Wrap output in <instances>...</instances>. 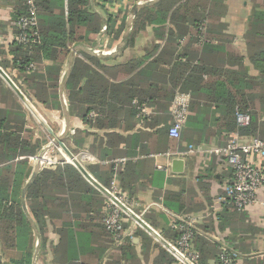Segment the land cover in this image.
<instances>
[{
    "label": "crops",
    "instance_id": "1",
    "mask_svg": "<svg viewBox=\"0 0 264 264\" xmlns=\"http://www.w3.org/2000/svg\"><path fill=\"white\" fill-rule=\"evenodd\" d=\"M22 1L0 0V61L8 60V63L5 62V70L0 68L18 89V86L24 88L25 93L19 90L38 117L20 100L1 76L0 112L13 113L14 110L9 108L7 102L13 98L9 92L11 91L16 96V103L19 104L25 115L24 127L32 131L31 142L42 144L43 140L39 136L41 133L53 138L48 129L39 121L42 119L55 135H62V141L69 150L77 148L78 151H86L96 157V162L87 163L83 167L103 187H105L103 182L107 184L111 182L110 173L104 166L113 162L123 171L120 186H122L127 201L150 227L159 232L165 241L169 242L163 236V230L168 227L173 228L174 218L186 217L195 220L203 237L219 241L222 243L221 245L229 248H235L238 255L237 264L244 263L242 257L258 255L264 259V208L256 204L243 213L233 211L227 201L225 186L229 169L225 165L224 158L220 155L207 156L197 152H188L183 155L166 154L168 151L186 152L191 146L197 145L206 148L222 146L229 134L232 133L224 132L221 137L209 138V132L203 129L202 138L200 137L201 142L187 143L183 141L175 147L171 145L175 138L169 136L167 132V126L172 119L168 109L169 100L159 94L158 98L154 97L153 100L145 96L147 95L146 90H148L147 85L150 83H153L161 92L171 89L167 72L170 67L161 62L158 64L151 62L161 54L166 60H173L172 48L170 51L162 52L168 37L167 33L171 30L168 20H165L163 24L158 21L150 24L146 21L147 25L144 29L134 31V17H130L133 14L132 9L137 4H144L148 0H91V8L103 16L104 23L95 36L94 43H81L70 48L58 76V99L53 100L50 95H43L37 91L36 85H40L37 82L41 83V80L35 79L28 88L23 82V77L17 73L15 68L11 67L12 54L9 53V46L15 32L13 16L22 6ZM212 1L221 5V9L216 15L218 16L217 22L210 24L212 36L230 35V45L245 57L247 47L244 33L247 20L253 8L263 9L264 3H259L257 0ZM110 8L112 11L109 10ZM64 9H66V0H64ZM133 15L135 16V14ZM55 22V17L48 16L49 24ZM193 23L194 21L188 18L187 24ZM126 31L128 32L127 36ZM117 33L119 34L117 35ZM179 41L180 39H178ZM214 43V45H218L217 48L220 52L226 50V46L223 42L221 44L218 38L214 39ZM213 49V47L204 45L200 49V54L197 53L196 56H200L204 51L206 56L212 55ZM83 50L91 51L93 53L91 55L99 58L98 63L111 68V75H105V77L113 83H118L114 94L116 93L115 97H118L120 102L118 100L110 101L118 111L110 116H105L107 114L103 115L101 112L96 114L91 110L84 118L78 112H70L64 94L65 84L62 92L63 101L61 99L60 87L65 73L69 71L70 74L71 72L74 57H79L84 63L98 70L94 61H89L81 55L80 52ZM191 61L195 63V59ZM50 64L51 62L45 59L41 62L40 69L44 71V68ZM114 65L120 66L121 71L112 68L115 67ZM242 65L248 69L250 74H257L246 57ZM45 82L47 83V80ZM79 85H82V82ZM32 90L45 98L43 102L32 93ZM131 95L141 97L130 101ZM144 96L146 98L143 99ZM205 108L204 105L201 106L202 113L205 112ZM210 110L209 120L212 116L219 115L217 110L213 113V107ZM88 115L93 121H88ZM12 123L11 120L5 121L8 126H11ZM197 129L201 130L199 127ZM191 130L196 129L192 128ZM73 139H75V143H73ZM44 144L40 148L43 149L46 146ZM42 149H39L35 155ZM35 155L27 156L26 163L21 167L24 172H28L27 177L23 179L20 191L21 208L22 188L36 166V161H33ZM119 159H124V161L119 162ZM176 160H180V165L175 164ZM89 165H95L97 169L91 170ZM168 196H174V200H166ZM165 202H168L169 205L167 206ZM181 203H183L182 207ZM98 209L97 218L102 214L101 208L97 207L95 210ZM27 212L30 215L28 209ZM135 225L140 227L138 224ZM63 226L62 229L65 230L66 235L64 243H60L61 236L56 227L46 225L43 243H41V235L38 231L40 235L38 247L34 229L33 236L28 237L27 241L19 242L17 240L14 246L8 249H4L0 244V264H80L81 262L87 264H156L154 260L157 251L153 249L154 246L157 244L168 250L142 227L140 229L153 238L150 248L146 252L141 247L140 238L133 236L131 245L134 252L131 254L125 248L122 251L123 248L116 247L123 241L117 245L114 244L110 241L106 231L102 227L96 226L95 223L82 228V236L86 235L89 243L85 240L79 243L74 239L75 236L73 237V226ZM131 226L132 230L136 229L132 223ZM123 234L124 239L129 235L127 230ZM26 255H30L27 261ZM124 255L127 259L122 257ZM206 264H216V261L211 258L207 260Z\"/></svg>",
    "mask_w": 264,
    "mask_h": 264
},
{
    "label": "trees",
    "instance_id": "2",
    "mask_svg": "<svg viewBox=\"0 0 264 264\" xmlns=\"http://www.w3.org/2000/svg\"><path fill=\"white\" fill-rule=\"evenodd\" d=\"M22 2V6L13 16L15 32L17 31L16 21L26 10L24 0ZM90 2L91 0H66V9H64V0H36L38 38L28 44L12 41L9 46V53L12 54L11 67L23 77V82L28 88L35 79L41 80V83L37 82L40 85H36L38 87L36 90L43 95H50L53 100L58 99V76L70 48L81 43H94V38L104 23L103 16L93 11ZM257 2L264 3V0H257ZM219 9L221 5L212 0H158L150 6L140 8L133 19L134 31L144 29L147 25L146 21L150 24L155 21L163 24L165 20H168L171 25L162 52L170 51L172 48L173 60H166L161 54L151 61L153 64L161 62L170 67L167 72L171 89L161 92L153 83H150L147 85L148 90L145 96L150 100L154 97L158 98V94L161 97H167L168 109H170L176 91L190 92L187 120L179 139H175L171 144L174 147L183 141L201 142L203 129L209 132V138L221 137L224 132L237 131L243 136L264 139V8H253L244 33L247 47L245 57L257 71L255 75L250 74L248 69L242 65L245 57L230 45V35L220 33L218 37L212 36L210 24L217 22L218 16L216 15ZM48 16L55 17L56 22L49 24ZM188 18H191L195 24L188 25ZM216 38L226 46L223 52L219 51L218 45H214ZM178 39H183V42H178ZM204 45L214 48L212 55L206 56L204 51L200 56H196ZM80 53L87 60L94 61L99 71L84 63L79 57H74L71 72L64 86L69 111L78 112L84 118L91 110L96 114L101 112L103 115L107 114L105 116H110L118 111L110 102L118 100V97H115L116 93L114 94L118 83H113L105 77V75H111V68L98 63L99 58L85 50ZM45 59L51 64L42 71L40 65ZM194 59L195 63L191 61ZM5 62L8 63V60L0 61V67L4 70ZM112 68L121 71L120 66ZM81 82L82 85H79ZM18 87L25 93L24 88ZM26 90L29 92L28 89ZM9 92L13 98L7 101L8 106L14 111L12 114L9 111L0 112V244L4 249L13 247L17 240L27 241V238H31L34 234L33 226L21 208V186L28 174L21 167L26 163L27 156L35 155L41 147L40 143L31 142L32 131L24 127L25 115L16 103V96L11 91ZM38 92L32 90V93L43 102L45 98L41 97ZM145 96L143 99L146 98ZM136 97L141 96L131 95L129 99L133 101ZM139 100L141 102V99ZM202 105L206 107L204 113L201 112ZM212 107L213 113L217 110L219 115L212 116L209 120ZM237 111L248 114V125L239 126L237 124ZM135 112H137L136 109ZM87 119L93 121L89 115ZM6 120H11L12 125H6ZM171 122L172 119L169 125ZM192 128L196 130L192 131ZM70 151L73 154L80 152L77 148H71ZM88 167L91 170L97 169L95 165ZM104 167L109 171L110 179L114 178L117 187L121 188L123 171L113 162ZM230 173L229 169L226 184ZM102 184L105 187L110 186L104 182ZM120 190L124 194L122 188ZM173 197L168 196L166 200H174ZM227 201L233 211L237 213L245 211L237 210L228 198ZM107 202V198L87 182L73 164L64 160L54 168L41 166L35 180L25 193V203L41 235V243L44 242L46 225L56 227L61 236L60 243H64L66 236L65 230L62 229L63 225L73 226V237L75 236L74 239L79 243L83 240L89 243L86 235L82 236V228L95 223L96 226L106 231L110 241L114 244L117 245L123 241L116 246L123 248L122 251L125 248L133 254L131 237L136 236L140 238L141 247L147 252L153 238L136 226L127 216H124L125 220L122 221L118 231L119 242L112 237V233L105 228L102 221ZM165 204L169 205L168 202ZM182 205L183 203L181 207ZM97 207L102 209V214L98 218L99 209L95 210ZM88 213L90 215H87ZM187 220L186 217L174 218L173 228L168 227L163 230V236L169 242L176 243L183 233L180 225ZM131 223L136 226L135 230H132ZM126 230L129 235L124 239L123 232ZM199 230L195 224L189 240L191 250L197 255L195 264H206L211 258L216 261V264H222L219 257L222 243L203 237ZM153 249L157 251L154 263L182 264L165 248L156 244ZM235 250V248L226 246L227 254L234 259V264H237L238 255ZM122 257L127 259L126 255ZM242 258L244 259L243 264H264V259L258 255ZM80 264L87 263L81 262Z\"/></svg>",
    "mask_w": 264,
    "mask_h": 264
},
{
    "label": "built area",
    "instance_id": "3",
    "mask_svg": "<svg viewBox=\"0 0 264 264\" xmlns=\"http://www.w3.org/2000/svg\"><path fill=\"white\" fill-rule=\"evenodd\" d=\"M24 5L26 10L16 21L17 31L14 32L13 41L28 44L34 42L38 38L36 0H24ZM182 41L183 39H180V42ZM30 67L32 68L33 65L31 64ZM190 99L191 95L189 92L180 91H176L172 99L169 109L172 122L167 128V132L169 136L175 139H179L181 130L184 128ZM236 121L239 126H246L249 123V116L246 113L237 111ZM188 152L202 153L207 156L215 154L224 158L225 165L231 170L225 189L228 199L237 210H246L256 204L264 208V139L241 136L237 132H232L222 146L206 148L197 145L191 146L186 152L168 151L166 154L183 155ZM46 154L47 152L43 154L41 161L53 162ZM74 156L80 162L94 163L97 161L93 154L86 151L79 152ZM65 158L66 162H68L69 160L66 156ZM118 161L123 162L124 159H119ZM104 188L114 199L112 200L105 196L108 202L104 207V217L102 221L105 228L112 233V237L117 239L121 223L125 220L124 216L130 218L119 204H123L130 211L132 210L130 209V205H128L129 202H127L126 197L121 193L120 188L117 187L114 178H112L110 186ZM134 223L136 222L134 221ZM180 228L183 230V233L179 240L176 243H168L175 249L176 254L173 255L180 263L185 264L183 260H187L191 264H195L197 255L191 250L189 245V240L195 229V220L188 219L187 221H183ZM116 241H118V239ZM219 257L222 264H234V259L227 254L225 245L222 246Z\"/></svg>",
    "mask_w": 264,
    "mask_h": 264
},
{
    "label": "water",
    "instance_id": "4",
    "mask_svg": "<svg viewBox=\"0 0 264 264\" xmlns=\"http://www.w3.org/2000/svg\"><path fill=\"white\" fill-rule=\"evenodd\" d=\"M156 0H148L146 2H144V4H137L136 6L133 7L132 12L133 14H135V12L143 6L146 5H150L153 4ZM133 14L131 16H133ZM130 16V17H131ZM128 32L126 31V36H127ZM122 46V45H121ZM79 49H83V48H79ZM90 54H93L91 51H88ZM69 71H67L64 75L61 87H60V96L61 99L63 101V86L67 80ZM0 76L4 79V81L12 88V90L16 93V95L20 98V100L35 114L37 115L32 106L30 105V103L27 101V99L25 98V96L20 92V90L17 88V86L13 83V81L9 78V76L0 68ZM38 117V115H37ZM39 121L44 125V127H46V129H48V131L50 132V134L52 135V141L49 145L45 146L40 153L37 155L36 157V166L30 176V178L26 181V183L24 184L23 188H22V194H21V200H22V209L26 215V217L29 219L30 223L33 226V229L35 231V234L37 236V247L40 244V235L38 233L37 228L35 227V224L32 220V218L30 217V215L27 212L26 209V205H25V193L27 191V189L29 188V186L33 183V181L35 180L37 173L40 169L41 166V157L43 156L44 153H46L52 145H58L61 149V151L64 153V155L67 157V159L78 169V171L84 176V178L91 183L94 187H96L101 193H103L106 197L111 198L112 200L114 199L109 192L102 186L100 185L97 181H95L90 174L84 169V167L82 166L81 162L72 154V152L65 146V144L62 141V135L57 136L55 135L50 128L45 124V122L42 119H39ZM67 124V123H66ZM65 124V125H66ZM66 128V127H65ZM176 165H180V160H176L175 161ZM119 204V203H118ZM119 206L128 214V216L133 219L136 224H138L140 227H142L146 232H148L152 237H154L156 239V241L160 242L161 244L164 245V247H166L172 254H176L175 249L167 242L165 241L159 234L158 231L154 230L152 227H150L147 223H145V221H143V219L140 216H137L135 213H133L132 211H130L129 209H127V207H125L123 204H119ZM185 264H191L189 261L187 260H183Z\"/></svg>",
    "mask_w": 264,
    "mask_h": 264
},
{
    "label": "rangeland",
    "instance_id": "5",
    "mask_svg": "<svg viewBox=\"0 0 264 264\" xmlns=\"http://www.w3.org/2000/svg\"><path fill=\"white\" fill-rule=\"evenodd\" d=\"M109 10H111V8L109 9ZM112 11V10H111ZM131 17H134V15L133 16H131ZM40 137H41V139L43 140V142L46 144V146L47 145H49L50 143H51V141H52V138L51 137H49V136H47L46 134H40L39 135ZM46 139V140H45ZM41 140V141H42ZM45 140V141H44ZM42 142V144H44ZM41 144V145H42ZM44 144V145H45ZM52 148V149H51ZM51 148L47 151V154H46V156L48 157V158H50V160H52L53 162H43V161H41V166L42 167H49V168H54L57 164H59V163H61V161L62 160H64L65 162H66V158H65V156H64V154H63V152L61 151V149H60V147L58 146V145H52L51 146ZM40 149H42V148H40ZM41 151V150H40ZM80 152H83V151H80ZM39 153H37V155H38ZM73 154V153H72ZM37 155H35L34 157H33V161H36V157H37ZM74 155H77V153L76 154H74ZM68 163H71L70 161H68ZM84 163H86L85 165H84ZM87 163L88 162H81V164H82V166H86L87 165ZM72 164V163H71ZM104 195V194H103ZM105 196V195H104ZM128 202V201H127ZM127 205V204H126ZM128 205H130V203H128ZM127 205V206H128ZM129 207V206H128ZM131 207V208H130ZM130 209L132 210V212L133 213H135V214H137V215H139L140 217H141V215L139 214V213H137V212H135V209L130 205ZM133 221V220H132ZM134 222V221H133ZM136 224V223H135ZM26 261L30 258V255H26Z\"/></svg>",
    "mask_w": 264,
    "mask_h": 264
}]
</instances>
